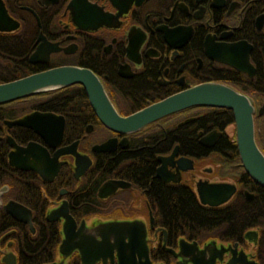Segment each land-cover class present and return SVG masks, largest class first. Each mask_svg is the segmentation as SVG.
Masks as SVG:
<instances>
[{
    "label": "flooded vegetation",
    "instance_id": "obj_1",
    "mask_svg": "<svg viewBox=\"0 0 264 264\" xmlns=\"http://www.w3.org/2000/svg\"><path fill=\"white\" fill-rule=\"evenodd\" d=\"M0 2L19 24L0 30V83L84 67L121 117L222 83L249 99L264 155V0ZM234 148L224 107L115 130L79 84L0 103V264H117L100 242L117 235L109 222L142 225L151 264H191L190 252L197 264H264V190L248 186ZM217 184L234 190L203 203ZM64 216L77 235L60 248Z\"/></svg>",
    "mask_w": 264,
    "mask_h": 264
},
{
    "label": "water",
    "instance_id": "obj_2",
    "mask_svg": "<svg viewBox=\"0 0 264 264\" xmlns=\"http://www.w3.org/2000/svg\"><path fill=\"white\" fill-rule=\"evenodd\" d=\"M69 7V3L66 8ZM98 22L97 25H99ZM18 22L9 17L0 2V30H11ZM44 44H46L44 42ZM40 49V47H38ZM37 49V50H38ZM52 49V46H50ZM36 50V51H37ZM36 53V52H35ZM34 53V54H35ZM30 60H32V57ZM228 63H230L228 61ZM238 70H245L242 65L234 64ZM71 84H79L89 100L94 113L106 126L115 130H134L168 114L191 106L224 107L231 111L236 153L244 173L258 186L264 188V155L258 149L253 135L252 111L249 99L228 85L215 82H203L177 91L159 99L128 116H119L110 105L98 78L87 68L79 66H57L29 75L0 83V103L25 97L31 94L53 90ZM14 122L21 123V120ZM209 192L203 191V203L216 205L227 199L234 190L232 185H211ZM66 218L62 230L60 248L68 246L77 235L71 231L73 223ZM118 224V225H117ZM81 226V225H80ZM117 231L113 240L110 236L100 239L111 256L116 250L117 264H151L144 241V228L135 222L111 223L107 225ZM111 226V227H110ZM126 236V240L124 237ZM111 241V242H110ZM75 246V245H74ZM182 247V246H180ZM195 247H192L194 250ZM188 261L197 264L196 255L190 252ZM88 257V256H87ZM80 259L84 261L80 254ZM104 259V258H103Z\"/></svg>",
    "mask_w": 264,
    "mask_h": 264
},
{
    "label": "trees",
    "instance_id": "obj_3",
    "mask_svg": "<svg viewBox=\"0 0 264 264\" xmlns=\"http://www.w3.org/2000/svg\"><path fill=\"white\" fill-rule=\"evenodd\" d=\"M230 154L232 155V157H234V159L236 160V162H238V159H237V154H236V151H235V148H234V150H232V151H230ZM243 175L247 178V180H248V186L250 187H254V188H258V189H262V190H264V188H262V187H260V186H258V185H256V184H254L250 179H249V177L245 174V173H243ZM248 187V188H249ZM243 204L244 205H248V201H244L243 202ZM242 212V214L244 213V210H242L241 211ZM239 212H237V210H236V212H235V219L237 220V219H239V216L237 215ZM244 218V217H243Z\"/></svg>",
    "mask_w": 264,
    "mask_h": 264
}]
</instances>
